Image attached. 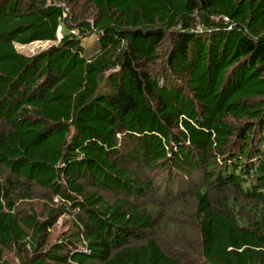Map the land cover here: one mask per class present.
Wrapping results in <instances>:
<instances>
[{
	"label": "trees",
	"instance_id": "obj_1",
	"mask_svg": "<svg viewBox=\"0 0 264 264\" xmlns=\"http://www.w3.org/2000/svg\"><path fill=\"white\" fill-rule=\"evenodd\" d=\"M6 254L264 264V0H0Z\"/></svg>",
	"mask_w": 264,
	"mask_h": 264
},
{
	"label": "rangeland",
	"instance_id": "obj_2",
	"mask_svg": "<svg viewBox=\"0 0 264 264\" xmlns=\"http://www.w3.org/2000/svg\"><path fill=\"white\" fill-rule=\"evenodd\" d=\"M61 37L60 32L58 31L57 33V39ZM96 37L94 35L87 37L82 40V44L85 48V54L87 57L95 54L97 51L96 48ZM53 43L51 42H33L29 45L21 46V45H15V48L17 52L25 55V56H32L36 54L37 52L46 49ZM56 201V199L54 200ZM33 208L37 210V212L43 211L42 203L41 202H33ZM67 216L60 217L58 219V222L56 223L52 233H51V239H55L59 236L60 233L64 232L67 227H68V221H67ZM184 230V229H182ZM185 232L182 234H179L177 230H172V229H167L163 233V238L159 239L160 245L163 248L169 249L170 247H173L175 249H179L181 245H184L188 242H193L194 241V233L192 229H185ZM178 233V234H177ZM177 234V235H176ZM193 244V243H191ZM189 253L192 256V258H197V252L195 250L190 249ZM5 258L10 262V264H18L16 259L14 258L13 255L11 254H6ZM201 264V263H197Z\"/></svg>",
	"mask_w": 264,
	"mask_h": 264
},
{
	"label": "clouds",
	"instance_id": "obj_3",
	"mask_svg": "<svg viewBox=\"0 0 264 264\" xmlns=\"http://www.w3.org/2000/svg\"><path fill=\"white\" fill-rule=\"evenodd\" d=\"M60 29H58V31H59Z\"/></svg>",
	"mask_w": 264,
	"mask_h": 264
}]
</instances>
